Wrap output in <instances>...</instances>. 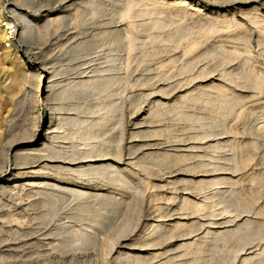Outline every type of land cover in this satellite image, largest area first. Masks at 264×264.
Instances as JSON below:
<instances>
[{
	"label": "rangeland",
	"instance_id": "374dc122",
	"mask_svg": "<svg viewBox=\"0 0 264 264\" xmlns=\"http://www.w3.org/2000/svg\"><path fill=\"white\" fill-rule=\"evenodd\" d=\"M0 264H264V0H0Z\"/></svg>",
	"mask_w": 264,
	"mask_h": 264
},
{
	"label": "built area",
	"instance_id": "2783aa9c",
	"mask_svg": "<svg viewBox=\"0 0 264 264\" xmlns=\"http://www.w3.org/2000/svg\"><path fill=\"white\" fill-rule=\"evenodd\" d=\"M4 27V40L6 47H10L12 41L15 39L16 28L14 23L11 20L3 21Z\"/></svg>",
	"mask_w": 264,
	"mask_h": 264
},
{
	"label": "bare ground",
	"instance_id": "6f19581e",
	"mask_svg": "<svg viewBox=\"0 0 264 264\" xmlns=\"http://www.w3.org/2000/svg\"><path fill=\"white\" fill-rule=\"evenodd\" d=\"M14 57L17 58L15 60V64H17L19 66L18 67V71L16 72L17 77H19V76H28L29 71H30L28 68L30 66H24V65H27L26 60L22 59L18 55H14ZM34 141H37V137L34 139Z\"/></svg>",
	"mask_w": 264,
	"mask_h": 264
}]
</instances>
